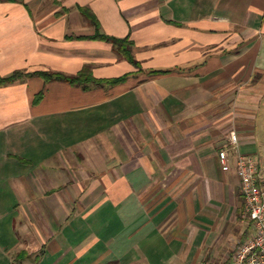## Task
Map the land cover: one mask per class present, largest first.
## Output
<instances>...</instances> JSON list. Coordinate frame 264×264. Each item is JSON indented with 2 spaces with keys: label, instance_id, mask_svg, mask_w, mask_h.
Masks as SVG:
<instances>
[{
  "label": "crops",
  "instance_id": "obj_1",
  "mask_svg": "<svg viewBox=\"0 0 264 264\" xmlns=\"http://www.w3.org/2000/svg\"><path fill=\"white\" fill-rule=\"evenodd\" d=\"M87 65L127 78L0 85V264H233L253 229L218 154L236 131L264 178V0H0L2 75Z\"/></svg>",
  "mask_w": 264,
  "mask_h": 264
},
{
  "label": "built area",
  "instance_id": "obj_2",
  "mask_svg": "<svg viewBox=\"0 0 264 264\" xmlns=\"http://www.w3.org/2000/svg\"><path fill=\"white\" fill-rule=\"evenodd\" d=\"M236 131H231L228 145L219 151L221 169H232V155L236 162V173L240 178L244 199L242 220L250 223L251 237L239 245L233 264H264V178L260 174L261 159L257 155L242 153Z\"/></svg>",
  "mask_w": 264,
  "mask_h": 264
},
{
  "label": "trees",
  "instance_id": "obj_3",
  "mask_svg": "<svg viewBox=\"0 0 264 264\" xmlns=\"http://www.w3.org/2000/svg\"><path fill=\"white\" fill-rule=\"evenodd\" d=\"M3 1H23V0H3ZM81 12L85 17H87L95 27V34L89 36L91 39H98L108 41L113 44L115 50L120 55V57L131 62L135 67L141 68V63L137 60L134 54V46L135 43L130 37H116L113 35L106 34L101 29V23L94 12L88 7H81ZM85 37V36H82ZM165 70H157L155 72H162ZM27 75H39L43 77L47 81L51 80H63L69 82L73 85H81L84 88H89L92 83H103L107 82L110 84H117L126 80L127 75L116 77V78H108V79H99L93 75L92 66H85L81 72L76 75H68L63 72H55V71H39L34 73H26L20 70L14 71L10 75L4 76L0 73V85H5L8 83L15 82L17 80L23 79ZM43 97V92L37 96V101Z\"/></svg>",
  "mask_w": 264,
  "mask_h": 264
},
{
  "label": "rangeland",
  "instance_id": "obj_4",
  "mask_svg": "<svg viewBox=\"0 0 264 264\" xmlns=\"http://www.w3.org/2000/svg\"><path fill=\"white\" fill-rule=\"evenodd\" d=\"M262 127V126H261ZM247 222V221H246ZM248 225H250V223H248Z\"/></svg>",
  "mask_w": 264,
  "mask_h": 264
}]
</instances>
